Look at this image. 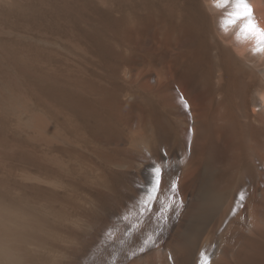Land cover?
Instances as JSON below:
<instances>
[{
  "label": "bare ground",
  "instance_id": "1",
  "mask_svg": "<svg viewBox=\"0 0 264 264\" xmlns=\"http://www.w3.org/2000/svg\"><path fill=\"white\" fill-rule=\"evenodd\" d=\"M247 3L0 0V264H264Z\"/></svg>",
  "mask_w": 264,
  "mask_h": 264
},
{
  "label": "snow or ice",
  "instance_id": "2",
  "mask_svg": "<svg viewBox=\"0 0 264 264\" xmlns=\"http://www.w3.org/2000/svg\"><path fill=\"white\" fill-rule=\"evenodd\" d=\"M232 0H225V3H231ZM236 7L240 10L237 13L234 14V21L233 23L241 20H246L247 24L245 25V29H248L251 31L252 34L261 36L260 30L256 27L255 23L252 20V9L248 5L247 0H234ZM262 42H264V39H262ZM157 172L159 170L157 169ZM204 264H207L205 261Z\"/></svg>",
  "mask_w": 264,
  "mask_h": 264
}]
</instances>
